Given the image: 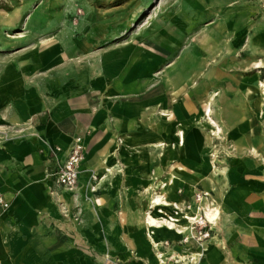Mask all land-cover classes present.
Listing matches in <instances>:
<instances>
[{"label": "crops", "instance_id": "obj_1", "mask_svg": "<svg viewBox=\"0 0 264 264\" xmlns=\"http://www.w3.org/2000/svg\"><path fill=\"white\" fill-rule=\"evenodd\" d=\"M61 48L59 43L49 44L43 51L0 60V194L10 205L0 213V264H108L106 254L120 264H157L143 224L149 199L121 193L123 188L149 184L139 178V171L128 170L141 164L140 155L129 151H143L149 165L156 151H172L182 163L170 172L176 175V185L202 187L198 179L204 175H199L196 161L204 151L203 138L196 123L206 103L205 90L194 89L177 103V95L164 87L143 94V86L133 83L150 75L158 60L143 57L133 62L124 80L120 57L109 54L99 67L88 69L87 76L78 74L71 54L61 55ZM124 89L127 99L119 98ZM180 130L185 135L183 148L177 144ZM76 138L83 141L84 162L78 188L65 192L51 174L65 161ZM246 140L260 143L252 135ZM119 157L132 165L126 180L116 173L93 182V171L100 169L101 178L105 160L116 166ZM145 167L140 165V173L146 177L150 166ZM192 170L194 175L189 174ZM210 184L215 189L214 182ZM224 186L228 191L221 203L226 217L220 219L219 229L226 234L219 243L214 238L199 264H264V185L240 181L230 189L229 182ZM55 189L62 192L50 196ZM58 201L80 209L81 222L61 217ZM179 238L169 235L163 242ZM163 250L192 254L169 246Z\"/></svg>", "mask_w": 264, "mask_h": 264}, {"label": "rangeland", "instance_id": "obj_2", "mask_svg": "<svg viewBox=\"0 0 264 264\" xmlns=\"http://www.w3.org/2000/svg\"><path fill=\"white\" fill-rule=\"evenodd\" d=\"M58 43L61 55L71 54L78 74L89 76L88 69L99 67L103 56L118 54L125 80L131 64L147 57L159 63L150 75L133 83L143 86V94L164 87L177 95V103L194 89L205 90L202 106L211 103V119L220 134L215 136L207 126L209 120L201 106L196 126L204 151H199L196 162L201 165L199 175H204L198 179L199 185L204 187L194 188L188 182L176 185V175L170 172L182 163L172 151H156L150 165L144 161L143 151H129L140 155L145 168L150 166L146 177L140 173L141 164L128 169L132 165L120 157L115 171L121 180L127 179V169L139 171V178L149 183L123 188L124 197L148 200L159 194L168 201L170 214H195L188 234L172 242L162 241L163 248L193 253L207 248L214 238L217 243L223 241L226 232L219 229V223L226 217L221 203L228 191L224 185L229 182V189L240 181L264 185V0H0V60L30 55ZM75 54L79 55L75 58ZM2 65L0 61V68ZM126 92L124 89L119 98H129ZM212 93L216 96L211 101ZM251 135L260 140L258 145L246 140ZM135 175L131 173V177ZM107 176L111 175L106 172ZM102 178L92 176L96 184ZM60 192L55 189L50 196ZM171 198L177 202L172 203ZM207 203L220 211L217 226L205 220ZM9 206L5 210L0 206V213ZM57 207L65 220L81 222L80 209H70L59 201ZM178 255L171 251L167 264H176ZM105 256L106 263L120 264L110 254ZM185 264H192L188 257Z\"/></svg>", "mask_w": 264, "mask_h": 264}, {"label": "bare ground", "instance_id": "obj_3", "mask_svg": "<svg viewBox=\"0 0 264 264\" xmlns=\"http://www.w3.org/2000/svg\"><path fill=\"white\" fill-rule=\"evenodd\" d=\"M214 94L212 93V95L209 96V99L211 101L213 97L216 96ZM210 104L211 103H208L205 105V109L203 113H204V117H207V119L209 120V123L207 124V126H209L213 134L217 136L220 134V129L216 125V122H214L211 119ZM162 114L166 116L165 113H162ZM177 138H178L177 140L178 146L183 148L185 146V135L183 133V130H180L178 132ZM115 163L116 162H112L111 160H109V158L105 160L104 167L101 168V170H103L104 172V174L102 175L103 177L102 181L106 179V177H104L106 172L109 173L111 177H114L116 175L117 172L114 170ZM99 170L100 169H98L97 171H93L92 173L97 176V173H99ZM66 191H72V190H65V192ZM93 191L95 192L96 189L94 188ZM169 207L170 205L164 199L163 196L159 194H154L152 197H150L147 203V209L143 217V224L145 225V230H146V238L152 246V249L155 253L154 259L158 264L159 263L167 264L168 256L171 254L170 250L165 251L163 250V247L161 246V242L164 240V238L168 237L169 235H175V236L187 235L190 229V225L195 220L194 219L195 214L192 217L188 216L187 214L185 216L184 215L181 216L178 213L175 214L176 216L172 215L170 214V212H168ZM158 214L163 215V216L159 218L157 217ZM219 218H220L219 209L217 207H214L213 205L210 206L209 203H207L205 207V220L207 221V223L217 226ZM207 251L208 249L205 247V249H202V251L200 252L198 251L196 253L190 254L188 258L191 260L192 264H199L204 253H206ZM176 259H177L176 264L186 263V257L181 254H179Z\"/></svg>", "mask_w": 264, "mask_h": 264}, {"label": "built area", "instance_id": "obj_4", "mask_svg": "<svg viewBox=\"0 0 264 264\" xmlns=\"http://www.w3.org/2000/svg\"><path fill=\"white\" fill-rule=\"evenodd\" d=\"M83 162L84 144L81 138H76L69 148L65 161L51 174L56 187L62 190H76ZM0 206L4 210L8 208V204L1 197Z\"/></svg>", "mask_w": 264, "mask_h": 264}]
</instances>
